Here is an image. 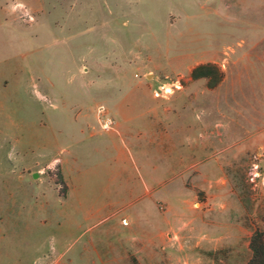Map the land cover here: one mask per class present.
Segmentation results:
<instances>
[{
    "label": "rangeland",
    "instance_id": "374dc122",
    "mask_svg": "<svg viewBox=\"0 0 264 264\" xmlns=\"http://www.w3.org/2000/svg\"><path fill=\"white\" fill-rule=\"evenodd\" d=\"M256 231L264 0H0V264H247Z\"/></svg>",
    "mask_w": 264,
    "mask_h": 264
},
{
    "label": "trees",
    "instance_id": "16d2710c",
    "mask_svg": "<svg viewBox=\"0 0 264 264\" xmlns=\"http://www.w3.org/2000/svg\"><path fill=\"white\" fill-rule=\"evenodd\" d=\"M207 67L199 66L195 68L192 72L193 79L207 78V73H205ZM263 233L256 231L251 238L250 251L251 259L247 264H264V243L262 241Z\"/></svg>",
    "mask_w": 264,
    "mask_h": 264
},
{
    "label": "bare ground",
    "instance_id": "6f19581e",
    "mask_svg": "<svg viewBox=\"0 0 264 264\" xmlns=\"http://www.w3.org/2000/svg\"><path fill=\"white\" fill-rule=\"evenodd\" d=\"M167 93H171V91L170 90H167Z\"/></svg>",
    "mask_w": 264,
    "mask_h": 264
}]
</instances>
